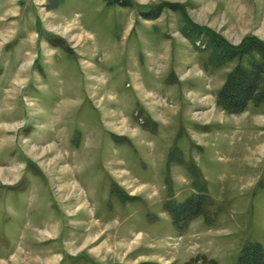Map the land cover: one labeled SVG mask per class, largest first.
Returning <instances> with one entry per match:
<instances>
[{
	"label": "rangeland",
	"instance_id": "obj_1",
	"mask_svg": "<svg viewBox=\"0 0 264 264\" xmlns=\"http://www.w3.org/2000/svg\"><path fill=\"white\" fill-rule=\"evenodd\" d=\"M194 26L264 46V0H0V264L264 252V99L217 105L237 57Z\"/></svg>",
	"mask_w": 264,
	"mask_h": 264
},
{
	"label": "trees",
	"instance_id": "obj_2",
	"mask_svg": "<svg viewBox=\"0 0 264 264\" xmlns=\"http://www.w3.org/2000/svg\"><path fill=\"white\" fill-rule=\"evenodd\" d=\"M165 6L168 5L164 3ZM169 6V5H168ZM202 32H207L211 37L210 47H212V60L213 62H228L231 58L237 57V67L234 75L228 77L224 87L219 91L217 105L229 114H241L247 111L250 102L258 103L264 99V46L259 41L252 38L248 41L245 40L241 45L234 47L222 41L216 34L207 30H202L198 26H194ZM258 42V43H257ZM252 47V48H250ZM256 53V55H255ZM260 56L261 58L257 59ZM257 60L261 61L257 62ZM212 62V61H211ZM247 64L249 70H244V65ZM260 74V75H259ZM242 94L237 93V89H244ZM255 94H262L255 96ZM203 190H200V192ZM207 200L203 196H195L194 200L188 199L184 205L171 206L170 214L174 224L178 227L179 216L183 211L193 212L195 215L200 214L206 205ZM206 203V204H205ZM211 204V203H210ZM192 213V214H193ZM181 222V221H180ZM244 258H250L251 263L258 264L264 263V252L258 245H253L245 248L241 261Z\"/></svg>",
	"mask_w": 264,
	"mask_h": 264
},
{
	"label": "crops",
	"instance_id": "obj_3",
	"mask_svg": "<svg viewBox=\"0 0 264 264\" xmlns=\"http://www.w3.org/2000/svg\"><path fill=\"white\" fill-rule=\"evenodd\" d=\"M117 183H118V184H117ZM116 184L119 185L120 183L117 181ZM119 186H120V185H119ZM120 188H121V186H120ZM63 259H64V258H63Z\"/></svg>",
	"mask_w": 264,
	"mask_h": 264
}]
</instances>
